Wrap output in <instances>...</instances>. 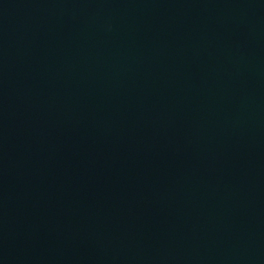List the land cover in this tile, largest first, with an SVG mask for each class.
<instances>
[{
    "label": "water",
    "instance_id": "95a60500",
    "mask_svg": "<svg viewBox=\"0 0 264 264\" xmlns=\"http://www.w3.org/2000/svg\"><path fill=\"white\" fill-rule=\"evenodd\" d=\"M0 264H264V0H0Z\"/></svg>",
    "mask_w": 264,
    "mask_h": 264
}]
</instances>
